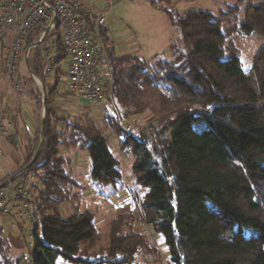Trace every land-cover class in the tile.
I'll list each match as a JSON object with an SVG mask.
<instances>
[{
    "label": "trees",
    "instance_id": "16d2710c",
    "mask_svg": "<svg viewBox=\"0 0 264 264\" xmlns=\"http://www.w3.org/2000/svg\"><path fill=\"white\" fill-rule=\"evenodd\" d=\"M148 1L167 15L177 41L169 44L166 55L151 60V75L149 64L138 56H115L103 34L117 110L108 101L96 108L104 112L103 124L114 132L118 149L131 158L135 186L143 192L134 199L144 222L164 240L168 264H264V45L251 68H242L240 55L226 46L220 16L198 8L179 11L169 0ZM251 1L255 3L244 8L238 33L264 37V0ZM46 44L53 46V72H46L48 53L41 46L33 70L42 73L43 81L51 75L55 87L67 55L57 31ZM156 97L168 112L164 131L169 134L154 145L146 136L125 133L118 120L154 109ZM51 107L47 96L43 148L29 168L37 183L30 202L36 220L29 245L32 264H57L59 259L140 264L138 255L148 243L144 232L135 229L132 213L111 218L106 241L96 243L94 213L81 205V193L75 192L79 183L61 153L85 150L90 180L116 187L122 170L109 135L98 130L92 117L65 120L64 112L55 116ZM34 135L28 138L30 156L22 167L35 151ZM24 258L11 255L0 217V264H23Z\"/></svg>",
    "mask_w": 264,
    "mask_h": 264
},
{
    "label": "rangeland",
    "instance_id": "374dc122",
    "mask_svg": "<svg viewBox=\"0 0 264 264\" xmlns=\"http://www.w3.org/2000/svg\"><path fill=\"white\" fill-rule=\"evenodd\" d=\"M106 1V0H101ZM175 8L179 11H184L188 8H198L211 11L215 16L219 17L226 34V46L231 51L236 52L240 55L242 61V68H251L256 51L264 45V37L258 35H243L238 33L237 27L243 19L244 8L255 3L251 0H169ZM234 6L237 7V12H234ZM101 8L108 10L109 4L104 3ZM111 10L106 13L105 20L106 24L110 26L111 39L117 46V51L122 53H130L131 55H139L146 60H154L158 56L166 55L168 45L175 39L176 31L170 24L167 15L158 9H155L150 2L146 0H114L111 5ZM234 12L229 16H221L223 12ZM177 41V40H176ZM29 42L25 44V47ZM39 48L35 47L29 50L27 56V64L30 68H34V56L38 52ZM19 77H20V94L21 98L14 100L16 105L20 101L24 102V115L22 118L26 121L28 127H33L34 130V150L36 149L40 140V121L42 113V89L39 81H37L29 72L25 59L19 62ZM150 74H154V70L150 67ZM61 75L57 80V86L53 87L51 82V75L45 77L49 79L43 81L42 73L36 74L43 82V86L47 96L51 102V108L55 116H61V112H64L66 119L68 116H76L74 109L69 102V94L62 89V83L66 78V69L62 67ZM65 72V73H64ZM62 82V83H61ZM53 89V90H52ZM153 98L155 90L152 89ZM11 94L7 97V102H10ZM24 98H29L25 99ZM75 99H77L75 97ZM13 102V100H12ZM12 104V103H11ZM154 109H145L139 115H134L131 118H125L122 120L123 123H129L131 130L138 132L136 136H146L152 144H157L162 135H168L169 132L164 131V126L169 115L168 112L164 113V110L159 106L158 97L154 101ZM11 106L10 104H8ZM32 108V110H31ZM193 112L202 113L205 110L197 107H191ZM71 112V113H70ZM35 116V117H33ZM53 116V118L55 117ZM20 118L17 114L15 117V124L17 126V132L11 133L2 142V151L9 152V154H0V176L10 175V172L22 167V159L20 158L22 152H24V146L27 144V135L29 132L25 130L23 124L18 125ZM103 119V118H102ZM89 120V119H88ZM94 123L99 128L98 130L102 134L109 135V144L113 148L116 156L119 158L122 170L123 182L118 184L117 188L108 186H97L88 179L87 167L90 166L88 154L85 150L69 149L64 151L62 149V155L68 153L72 157V162H78L82 166V172L76 174L77 181L79 183V189H75L76 193H81V205L84 208L91 209L94 213L95 226L99 229V236L96 243L103 244L106 241L107 223L109 220L119 214L132 213L135 219V229L144 232L148 246L143 248L138 259L140 264H168L167 262V250L164 240L151 231L144 222L142 212L139 210L137 201L134 199L135 196L141 198L142 191H140L134 183L131 171H130V160L131 158L125 157L118 149V143L115 139L113 131L103 124L104 120ZM106 123V122H105ZM30 127V128H31ZM164 132V133H163ZM4 144V147H3ZM16 145V147H15ZM28 150L29 146H28ZM13 154V155H11ZM66 157V156H65ZM70 161V159H69ZM68 161V162H69ZM5 177V176H4ZM31 183L34 185L36 179L34 173L31 174ZM4 179V178H3ZM37 184V183H35ZM120 187V188H119ZM131 187V188H130ZM124 188V189H121ZM137 190V191H136ZM36 193V192H35ZM135 193V194H134ZM93 195L94 200H90L89 195ZM103 195V196H100ZM68 205H63V214L69 213ZM5 227V236L11 246V255L17 257H28L29 256V242L30 239L19 232L14 220L10 217L1 218ZM57 264H70L62 260H57ZM72 264V263H71Z\"/></svg>",
    "mask_w": 264,
    "mask_h": 264
},
{
    "label": "built area",
    "instance_id": "2783aa9c",
    "mask_svg": "<svg viewBox=\"0 0 264 264\" xmlns=\"http://www.w3.org/2000/svg\"><path fill=\"white\" fill-rule=\"evenodd\" d=\"M110 8L93 12L82 0H0V66L5 82L0 101V154L2 142L10 134L18 114L17 105L7 104L9 94L14 100L21 98L18 64L23 59L27 61L29 50L36 47L37 41L46 38L37 46L48 53L45 69L52 73L53 46L46 41L55 31L67 55L62 89L86 102L87 118L95 119L94 111L105 101L114 112L117 110L112 97V71L102 39L106 34L105 15ZM118 124L128 135L138 133L131 130L129 123L119 119ZM29 168L5 175L0 180V217L12 218L32 246L36 220L30 202L35 189L29 178L33 174ZM23 264H32V256L25 257Z\"/></svg>",
    "mask_w": 264,
    "mask_h": 264
},
{
    "label": "crops",
    "instance_id": "0c3cea01",
    "mask_svg": "<svg viewBox=\"0 0 264 264\" xmlns=\"http://www.w3.org/2000/svg\"><path fill=\"white\" fill-rule=\"evenodd\" d=\"M83 1V3L85 4V6H88L93 12H102V11H104L102 8H101V3H102V5L104 4V3H107V4H109V6L111 7V5H113V2H114V0H106V1H101V0H82ZM146 1H148V0H146ZM149 2V1H148ZM162 11V10H161ZM106 16V15H105ZM110 26L108 25V23L106 24V35H107V39H106V42H107V47H108V49L110 48V49H112V52H113V54L116 56H121V55H129L130 53H122L121 51H117V46L114 44V41L111 39V34H110ZM176 40H177V38H176ZM173 41H175V39L173 40ZM172 41V42H173ZM171 42V43H172ZM170 43V44H171ZM169 46V45H168ZM167 54V53H166ZM135 56H138L142 61H144L146 64H149V62H151V60H146V59H144V58H142V57H140L139 55H135ZM66 69V68H65ZM66 73H67V70L65 71ZM66 79V78H65ZM5 88V82H4V78H3V73H2V67L0 66V100H1V97H2V95H3V92H4V89ZM11 98H12V100H13V102H12V100H11ZM25 99H29V98H24V100ZM10 102H7V104H10L11 106L13 105V103L16 105V103L14 102V98H13V96L12 97H10ZM69 102H71V103H73L74 105H71V107L74 109V112L73 113H76V115H78V116H84V115H86V119H88L87 118V111H86V109H85V107H86V103L83 101V100H81V99H75V97H69V100H68ZM12 103V104H11ZM24 102L22 101H20V107L18 106V109H19V112H18V116L20 117V118H22L23 117V115H24V110H25V107H24V104H23ZM31 110H32V108H31ZM33 111V110H32ZM97 112V115H96V117H95V119H94V121H95V123L98 121L97 120V118H99V121H101V123H102V121H103V115H104V112L103 111H100L99 109H98V111H96ZM71 113V112H70ZM33 117H35V116H33ZM24 118H22V119H20V121H18L19 122V124L18 125H21V122H22V124H23V127L25 128V130H27V132H29L28 133V135H27V144H28V138H29V136H32V135H34V130H33V127H31V125H30V127H28V125H26L25 123H26V121H24L23 120ZM104 122V121H103ZM18 130H17V126H16V124L14 125V127L12 128V130H11V133H14V132H17ZM4 143V142H3ZM3 147H4V144H3ZM15 147H16V145H15ZM69 150V149H68ZM6 151H8V150H6ZM4 152V151H2L3 153H5V154H9V152ZM64 151H66V150H64ZM64 151H62V152H64ZM11 155H13V154H11ZM29 156H30V151L28 150V146H24V152H22V154H21V156H20V158L22 159V165L24 164V162L29 158ZM62 156H66L65 157V159L67 160V161H69V159H70V161L68 162V167H69V169H70V172H71V174H73L74 176L76 175V174H79L80 175V173L82 172V166H81V164L80 163H78V162H72L71 161V159H72V157L70 156V154H68V153H66V154H64V155H62ZM0 163H1V161H0ZM87 173H88V179H89V177H90V166L89 167H87ZM123 173V172H122ZM7 173H5L4 175H2V176H0V179H2V178H4V176L6 175ZM123 175V174H122ZM133 177V176H132ZM122 182H123V178H122ZM93 184H95L94 182H93ZM36 185V184H35ZM96 185V184H95ZM118 186H116V188H117ZM120 188V187H119ZM131 188V187H130ZM121 189H124V188H121ZM137 191V190H136ZM100 196H103V195H100ZM89 197H90V200H94V197H93V195H89Z\"/></svg>",
    "mask_w": 264,
    "mask_h": 264
},
{
    "label": "water",
    "instance_id": "95a60500",
    "mask_svg": "<svg viewBox=\"0 0 264 264\" xmlns=\"http://www.w3.org/2000/svg\"><path fill=\"white\" fill-rule=\"evenodd\" d=\"M46 40V38H42L39 41H37L35 43L36 47L38 44L43 43ZM25 64L27 65V68L29 70V72L31 73V75L40 83V87L42 89V113H41V121H40V140L39 143L31 157V159L29 160V162L23 166L21 168V170H26L27 168H29L31 166V164H33L37 157L39 156L42 148H43V143H44V134H45V119H46V112H45V104H46V91H45V87L43 86V82L40 80V78L36 75V73L34 72V70L32 68H30L29 64H27V61H25Z\"/></svg>",
    "mask_w": 264,
    "mask_h": 264
}]
</instances>
